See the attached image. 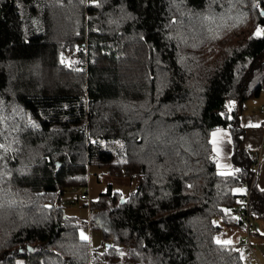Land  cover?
<instances>
[{"label": "trees", "instance_id": "obj_1", "mask_svg": "<svg viewBox=\"0 0 264 264\" xmlns=\"http://www.w3.org/2000/svg\"><path fill=\"white\" fill-rule=\"evenodd\" d=\"M263 84L264 0H0V264H244L222 234L245 235L239 117ZM91 168L136 182L90 203L114 225L96 257L60 202Z\"/></svg>", "mask_w": 264, "mask_h": 264}, {"label": "rangeland", "instance_id": "obj_2", "mask_svg": "<svg viewBox=\"0 0 264 264\" xmlns=\"http://www.w3.org/2000/svg\"><path fill=\"white\" fill-rule=\"evenodd\" d=\"M109 186L112 190L126 196L135 190L136 182L127 178L109 176L104 168H91L88 173L86 186L66 192L60 201L64 208L65 215L81 224V228L79 229L80 237L88 242L90 241L91 252L95 255L101 253L102 244L108 245L104 236L105 234H109L110 231H113L114 225L106 218L104 213L91 210L89 205L91 202H96L98 196L106 192ZM84 192H86L89 197V203L83 204L79 200L74 201L77 198L76 196ZM96 219L102 220L105 224L100 227L95 226V228H90L89 225L87 226V223L90 221L94 223ZM214 223L222 225L219 219L214 220ZM255 226L258 234L251 238L254 254H252L250 249L246 246L247 241L244 231L240 227L224 228L222 234L223 241L219 237V241L230 243L234 246H241V243L244 244V246H241L240 250L244 264H254V262L249 261L248 256H254L260 264H264V221L257 222ZM122 264L125 263L123 262Z\"/></svg>", "mask_w": 264, "mask_h": 264}, {"label": "crops", "instance_id": "obj_3", "mask_svg": "<svg viewBox=\"0 0 264 264\" xmlns=\"http://www.w3.org/2000/svg\"><path fill=\"white\" fill-rule=\"evenodd\" d=\"M241 110L242 111L239 117V121L240 126L245 131L243 147L249 152L251 160L257 158H260L261 160V164L258 168L256 176L255 186L258 190L264 193V147L261 146V144L264 143V93H260L257 98L245 102ZM212 146L215 154L218 157V172L222 175L230 174L232 172V167L230 161L231 140L229 134L226 131L220 130L214 132L212 134ZM77 200L78 198H76L74 201ZM97 221L100 222V220ZM108 246L109 245L102 244V250L107 248ZM91 253L93 257H96L93 252Z\"/></svg>", "mask_w": 264, "mask_h": 264}, {"label": "built area", "instance_id": "obj_4", "mask_svg": "<svg viewBox=\"0 0 264 264\" xmlns=\"http://www.w3.org/2000/svg\"><path fill=\"white\" fill-rule=\"evenodd\" d=\"M260 92L264 93V84L260 88ZM264 112V111H263ZM264 147V143L261 144ZM261 164L260 158L251 160V171L252 177L249 182H243L240 186V198L238 200L239 207L232 210L231 214L236 221L241 222L245 226V238L249 245L251 241L252 235L256 234L257 230L252 222V216L250 210L248 209V204L250 201V197L253 191V187L255 185V180L258 172V168ZM78 200L81 203H88L89 197L85 193H81L77 196ZM243 245V244H241ZM234 248L238 251L241 250V246L237 245ZM250 252L253 254L254 250L250 249ZM249 261L254 262V264H260L259 261L251 256H249Z\"/></svg>", "mask_w": 264, "mask_h": 264}]
</instances>
